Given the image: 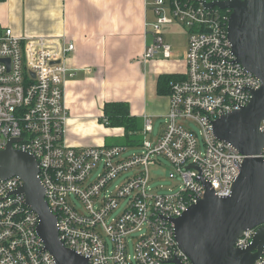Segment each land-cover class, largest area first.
<instances>
[{"label":"built area","instance_id":"2783aa9c","mask_svg":"<svg viewBox=\"0 0 264 264\" xmlns=\"http://www.w3.org/2000/svg\"><path fill=\"white\" fill-rule=\"evenodd\" d=\"M220 1L230 0L148 1L155 19L148 23L152 40L143 59L162 52L169 58L163 25L182 23L188 30L186 70L170 82L161 135L148 137L154 126L145 116L141 151L130 157L124 156L130 148L124 144L73 147L67 142L65 85L75 70L66 60L74 43L20 35L11 27L0 33V150L21 138L13 146L37 160L60 240L88 264H191L179 247L173 219L204 198V182L219 197L231 194L245 156L214 135L213 122L246 106L260 81L236 60L228 37L232 10L209 5ZM101 119L109 125L108 118ZM191 122L201 127L203 144ZM158 157L172 163L169 178L180 184L177 191L153 192L151 166L161 164ZM130 171L120 187L109 189ZM22 185L18 176L0 179V264H57L38 234L37 213L17 193ZM255 232L245 231L236 246L248 248ZM254 264H264V250Z\"/></svg>","mask_w":264,"mask_h":264},{"label":"crops","instance_id":"0c3cea01","mask_svg":"<svg viewBox=\"0 0 264 264\" xmlns=\"http://www.w3.org/2000/svg\"><path fill=\"white\" fill-rule=\"evenodd\" d=\"M148 1L0 2V33L11 27L20 35L64 37L75 44L66 60L68 67L75 70L65 85L69 145H106V137L125 134L123 127L103 123L107 102L129 103L131 114L142 119L143 125L145 116H150L153 124L155 118H165L169 99L168 95L159 94L158 77L185 72L188 30L182 32L181 49L178 43L165 41L171 46L169 58H161L160 53L145 61V48L152 40L148 23L155 19ZM172 49L174 55L182 52L183 57L172 59Z\"/></svg>","mask_w":264,"mask_h":264},{"label":"water","instance_id":"95a60500","mask_svg":"<svg viewBox=\"0 0 264 264\" xmlns=\"http://www.w3.org/2000/svg\"><path fill=\"white\" fill-rule=\"evenodd\" d=\"M230 8L228 37L237 62L255 75L260 87L251 91L249 103L218 117L214 135L229 142L245 156L229 196L219 197L206 185L203 199L173 219L176 239L191 264H254L264 250V0H230L209 4ZM9 62V60H6ZM9 142L0 150V179L18 176L23 185L17 193L37 213L38 234L57 264H88V259L66 247L59 238L57 219L45 199V188L33 155ZM191 167V166H189ZM248 229H256L252 244L236 242Z\"/></svg>","mask_w":264,"mask_h":264},{"label":"rangeland","instance_id":"374dc122","mask_svg":"<svg viewBox=\"0 0 264 264\" xmlns=\"http://www.w3.org/2000/svg\"><path fill=\"white\" fill-rule=\"evenodd\" d=\"M163 27H164V32H163L164 40L171 43V44L172 43H178L179 44L178 47H180V49H181V47H182L181 44L183 42L182 32L183 31L186 32L185 26L182 23L174 22L171 24H164ZM183 35L187 36V34H183ZM174 53H176V52L173 50L172 59L175 57H178L175 59H180L183 57L182 52L178 53L176 55H174ZM160 56H161V58L164 57V55L162 53ZM165 122H166V118H164L163 116L155 118L154 124H153L154 131L152 134H149L148 137L149 138L154 137V139H156L157 136H160L162 133L163 127L165 125ZM103 123L101 120L102 125H103ZM190 126L197 133L199 141L203 144L204 137H203V131H202L201 127L194 122H191ZM97 135H98V132H97ZM142 137H143V135H142ZM105 139H106V145H116V144L128 145L130 148L124 154V156H126V157H130L134 154L140 153V151H141L140 145H137L136 147H134L137 143H133L132 140L131 141L127 140V138H125L124 135L108 136ZM158 158H159L161 164L158 165L157 167L151 166V175L154 178L151 182L153 192L160 194V193H168L170 191H177L179 189L180 184L175 182V180L169 178V173L171 172V168L173 167L172 163L168 159H166L165 157H158ZM99 173H101V169H98L97 171H95L92 175V178H95ZM131 174H133V171L126 172V173L122 174V176L116 178L111 183L109 189L110 190H116L118 187H120L123 184L125 177L127 175H131ZM78 204H79V207L82 208V205L79 202H78ZM124 206L125 205L118 208L116 210V213L121 212V210H122V208H124ZM129 252L131 254H133V252H134L132 242H130Z\"/></svg>","mask_w":264,"mask_h":264},{"label":"trees","instance_id":"16d2710c","mask_svg":"<svg viewBox=\"0 0 264 264\" xmlns=\"http://www.w3.org/2000/svg\"><path fill=\"white\" fill-rule=\"evenodd\" d=\"M6 0H0L4 2ZM182 78L181 74H161L158 77L157 88L159 94L168 95L170 92V82ZM104 116L109 119L111 126L123 127L125 138L135 146L142 142V119L133 116L130 112L129 103L127 102H107L104 106ZM137 136V137H136Z\"/></svg>","mask_w":264,"mask_h":264}]
</instances>
